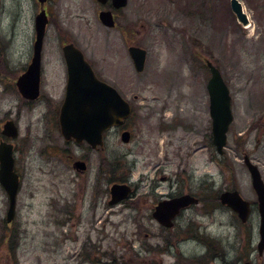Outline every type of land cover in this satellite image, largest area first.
<instances>
[{"label":"rangeland","instance_id":"rangeland-1","mask_svg":"<svg viewBox=\"0 0 264 264\" xmlns=\"http://www.w3.org/2000/svg\"><path fill=\"white\" fill-rule=\"evenodd\" d=\"M240 1L246 26L231 0H129L115 28L99 19L97 0L50 4L43 93L59 99L64 91L61 39L68 36L133 107L131 139L111 130L98 151L65 140L59 122L45 118V102L25 103L15 80L33 54L35 0H0L14 15L12 28L7 18L3 24L11 42L0 40L7 53L0 56V138L2 124L14 119L22 179L10 225L0 184V264H236L237 253L241 261L248 253L245 232L253 233L251 256L264 264L257 193L244 162L248 154L264 179V0ZM129 44L147 49L143 72L136 71ZM205 59L220 68L232 95L234 120L223 155L212 143ZM69 154L91 158L86 175L76 174ZM103 157L112 179L128 176L134 183L127 203L109 207L101 190L93 197L97 184H107L97 181ZM228 189L255 204L244 225L219 204ZM174 191L203 200L165 229L153 219V206L156 195Z\"/></svg>","mask_w":264,"mask_h":264},{"label":"water","instance_id":"water-1","mask_svg":"<svg viewBox=\"0 0 264 264\" xmlns=\"http://www.w3.org/2000/svg\"><path fill=\"white\" fill-rule=\"evenodd\" d=\"M106 2L108 0H100ZM117 8L125 6L127 0H112ZM44 3L45 0H40ZM231 7L239 21L248 24L247 14L239 0H231ZM100 18L107 26H114L115 21L111 11H102ZM48 24L47 12L44 8L36 16L37 37L34 45V57L28 70L17 80L20 92L28 98H37L40 93V68L43 40ZM129 52L134 60L135 68L141 72L145 68L147 50L140 46H131ZM67 60L69 80L66 98L61 111V129L66 139L78 142L87 141L93 147L103 144V132L112 126L120 125L132 113L130 103L109 83L99 79L92 66L86 61L83 52L74 44L64 47ZM211 77L207 84L210 96V115L212 117L213 143L220 154L224 153L227 144L228 131L234 119L232 110V95L221 70L211 61H207ZM3 133L16 138L18 127L13 120H8L3 126ZM130 132L122 133V140H130ZM246 165L251 173L254 189L258 195L259 213L261 217L259 242L260 254L264 251V180L256 164L249 155H245ZM74 166L85 169L84 162L77 161ZM0 183L9 196L7 221L11 222L16 215L17 196L20 189V176L15 170L14 144L0 140ZM132 188L129 184L115 183L111 187L110 203H117L129 196ZM223 204L234 209L243 221L251 212V203L245 200L238 190L225 191L220 195ZM199 199L192 194H182L171 199H165L156 206L153 216L164 226L171 227L180 212ZM245 264H258L252 261Z\"/></svg>","mask_w":264,"mask_h":264},{"label":"flooded vegetation","instance_id":"flooded-vegetation-1","mask_svg":"<svg viewBox=\"0 0 264 264\" xmlns=\"http://www.w3.org/2000/svg\"><path fill=\"white\" fill-rule=\"evenodd\" d=\"M53 1H55V0H46V2L44 3V7H45V9H46V11L48 13V17H49L48 26L51 25L52 23H54V22H52L53 21V17H52L51 12H50V4ZM98 3L101 4V7L99 9V13L98 14H100L101 11H111L113 13L114 18H115L116 26H117L118 25V22H117L118 15L121 12V10H123V8H125L128 5L129 0H127L126 6L121 7V8H115L114 5H113V1L112 0H108L106 2L98 1ZM35 5H36L35 6L36 7L35 8L36 9L35 16H36V14L41 10L42 5H41V3L38 0H35ZM6 18L8 19V23H11L10 26L12 28V26L14 25L13 24L14 15L11 12V10L9 12L7 10V8H6V6H4V4H3V6L0 7V28H1L0 29V40L7 39L8 42L10 43L11 42V38L8 39L9 38V34L6 33V31L8 29L5 31V28L3 26L4 20ZM11 21H13V22H11ZM55 26H57V24H55ZM115 27H113V28H115ZM34 28H35V21H34ZM57 28H58V30L60 29L59 26ZM109 28H111V27H109ZM47 30H48V27H47ZM34 35H35V38H36V30H34ZM60 35H61V33H60ZM61 37H62V35H61ZM35 38H34V40H35ZM61 43H62L61 45H62L63 63L65 64L63 66V70L64 71L62 73L64 81H65V88H64V91H63L62 95L59 97V99H56V97L53 96L52 94L43 93V87L45 86L43 83H44V79L46 78V75H45V67L43 65V56H42V66L40 68L41 69V72H40V95L37 98H35V99L24 98L25 103H27V104H29L31 106L36 104V103H38V102H42V101L45 102V104H46V111L44 113L45 118H48L50 120V122L58 121L59 124H60V117H61V107H62V104H63V102L65 100L66 89H67V84H68V68H67V61H66V58H65V55H64V46H66L68 43H73V41H71L68 36H65V39L64 38L61 39ZM132 45H135V44H129V47L132 46ZM76 46H78V45H76ZM8 47H10V46H8ZM2 48L3 47L0 46V56H4V54H7L5 50H2ZM33 54H34V44H33ZM33 54H32L31 59L29 60V62L27 64V66L24 69H22V71L20 72L19 76L22 73H24L25 71L28 70L29 65L31 64V61H32V58H33ZM84 54H85V52H84ZM85 57H86V54H85ZM86 59L89 61V59L87 57H86ZM98 77H99V75H98ZM99 78H101V77H99ZM15 83H16V80H15ZM109 83H111V82H109ZM111 84L114 85L113 83H111ZM111 130H116V131L121 132V133L126 131V130H129L131 132V134H132V130L127 126V120H126L122 125L114 127V128H112V129H110V130H108L107 132L104 133V140H103V145L102 146H98L97 148H94V147H92V146H90L88 144L89 147H91L90 149L91 150H98V151L101 150V151H103L106 148V140H107L108 134L111 132ZM60 131H61V127H60ZM69 141H71V140H69ZM75 142H76V144H79V145L84 143V142H77V141H75ZM68 159L72 161L73 165L77 161H81V162L85 163V165H86L85 169L75 168L76 174L78 176L82 177V176L86 175L88 173V171L90 170L91 158L88 155L87 156H78L76 154H69L68 155ZM103 160H104L103 162L99 163V176H98L97 181L100 182L101 179H107V184H105L106 187H104V183L102 184L103 186L97 184L96 187L94 188L95 190H92L93 191V197L96 196L94 191H96V190L99 191V194L97 196H100V190H101L102 198L108 197L107 204H108V206L109 205L112 206V204L110 203V200H111V186L114 183H120V184H129L130 183V185L132 186L133 190H132V193L130 194L128 199H131V197H133V195L135 193V190H136L135 187H134V183L129 179L128 176H122V177H120L119 181H113L112 182L111 181V175H110V168H109V165L106 163L107 157H103ZM87 186H89V184H87ZM157 187H158V185H157ZM179 194H181L179 191H177V192L174 191L172 193H163V194H160V195H156L157 199H156V203L153 206L152 214H153V212L155 210L156 205L161 200L169 199V198H172V197H174L176 195H179ZM128 199L122 200V201H120V202H118L116 204H113V205H119V204L127 203ZM96 201H98V200H96ZM176 223H175V225H176ZM175 225H174L173 228H175ZM244 239H245L244 241L246 243L250 242L249 247L247 249L248 253H247V256L244 258L243 261H241V259L238 257V253H237L236 256L234 257V260L236 261V264H244V262L254 259L253 255L251 256V252H252V254H254V245H253V243H251L253 241V233L252 232H245L244 233Z\"/></svg>","mask_w":264,"mask_h":264},{"label":"trees","instance_id":"trees-1","mask_svg":"<svg viewBox=\"0 0 264 264\" xmlns=\"http://www.w3.org/2000/svg\"><path fill=\"white\" fill-rule=\"evenodd\" d=\"M115 168H117V166L115 165V166H113L112 167V172H114L115 171ZM110 175H111V173H110ZM120 180V177L119 176H115L113 179L111 178V181L113 182V181H119Z\"/></svg>","mask_w":264,"mask_h":264}]
</instances>
